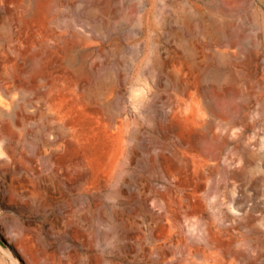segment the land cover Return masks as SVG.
Returning a JSON list of instances; mask_svg holds the SVG:
<instances>
[{
    "label": "rangeland",
    "instance_id": "rangeland-1",
    "mask_svg": "<svg viewBox=\"0 0 264 264\" xmlns=\"http://www.w3.org/2000/svg\"><path fill=\"white\" fill-rule=\"evenodd\" d=\"M0 264H264V0H0Z\"/></svg>",
    "mask_w": 264,
    "mask_h": 264
}]
</instances>
